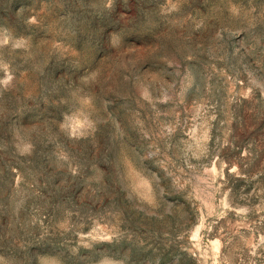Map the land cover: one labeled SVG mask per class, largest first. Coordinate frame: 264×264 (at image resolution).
<instances>
[{
    "label": "rangeland",
    "instance_id": "obj_1",
    "mask_svg": "<svg viewBox=\"0 0 264 264\" xmlns=\"http://www.w3.org/2000/svg\"><path fill=\"white\" fill-rule=\"evenodd\" d=\"M0 264H264V0H0Z\"/></svg>",
    "mask_w": 264,
    "mask_h": 264
}]
</instances>
